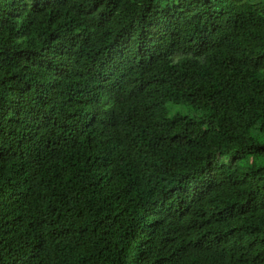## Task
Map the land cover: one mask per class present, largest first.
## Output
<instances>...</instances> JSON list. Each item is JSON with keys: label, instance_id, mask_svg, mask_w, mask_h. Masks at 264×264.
<instances>
[{"label": "trees", "instance_id": "obj_1", "mask_svg": "<svg viewBox=\"0 0 264 264\" xmlns=\"http://www.w3.org/2000/svg\"><path fill=\"white\" fill-rule=\"evenodd\" d=\"M0 264H264V0H0Z\"/></svg>", "mask_w": 264, "mask_h": 264}, {"label": "rangeland", "instance_id": "obj_2", "mask_svg": "<svg viewBox=\"0 0 264 264\" xmlns=\"http://www.w3.org/2000/svg\"><path fill=\"white\" fill-rule=\"evenodd\" d=\"M177 108H180V107H177Z\"/></svg>", "mask_w": 264, "mask_h": 264}]
</instances>
